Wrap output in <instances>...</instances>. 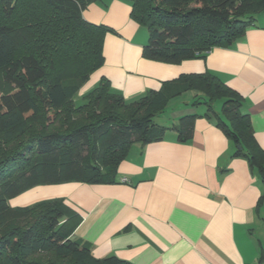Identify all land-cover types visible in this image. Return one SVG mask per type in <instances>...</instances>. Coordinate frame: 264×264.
I'll return each mask as SVG.
<instances>
[{"label": "trees", "instance_id": "obj_1", "mask_svg": "<svg viewBox=\"0 0 264 264\" xmlns=\"http://www.w3.org/2000/svg\"><path fill=\"white\" fill-rule=\"evenodd\" d=\"M96 1L0 0V264H128L97 259L73 239L81 217L64 199L16 208L9 201L38 186L115 185L134 145L160 143L169 131L188 143L199 115H185L172 128L155 120L189 92L203 97V118L215 122L233 157L246 158L264 184V151L242 98L214 73L181 75L134 100L106 78L82 93L104 65L105 39L114 32L84 19ZM127 1L132 20L148 31L143 57L169 65L229 48L264 13V0Z\"/></svg>", "mask_w": 264, "mask_h": 264}, {"label": "crops", "instance_id": "obj_2", "mask_svg": "<svg viewBox=\"0 0 264 264\" xmlns=\"http://www.w3.org/2000/svg\"><path fill=\"white\" fill-rule=\"evenodd\" d=\"M83 17L114 32L105 39L104 65L82 92L106 78L113 91L134 100L181 75L211 72L240 94L242 111L264 151V13L229 48H215L205 59L179 65L143 57L142 27L132 20L127 0H97ZM139 36L142 42H136ZM198 96L189 92L172 100L167 117H162L172 128L185 115H199L188 143H180L176 132L169 131L160 143L134 145L119 167L115 185H51L32 203L9 202L10 206L64 199L81 217L73 239L89 246L97 259L115 256L128 264H264V204L259 206L264 184L246 158L233 157L232 142L215 122L203 118L207 108L201 96V104H194ZM221 106L218 102L215 109L220 112Z\"/></svg>", "mask_w": 264, "mask_h": 264}, {"label": "rangeland", "instance_id": "obj_3", "mask_svg": "<svg viewBox=\"0 0 264 264\" xmlns=\"http://www.w3.org/2000/svg\"><path fill=\"white\" fill-rule=\"evenodd\" d=\"M142 31H143V37L142 38L144 39V42H146V44H147L148 43V39H149L148 31H147V29L145 27H142ZM143 39H141V36H139L138 38H136V42H142ZM93 78L94 77L91 76L90 84L93 83L92 82ZM82 93H84V92H82ZM77 101H78L77 102L78 104L82 103V100H77ZM168 113H169V108H168V110H166L165 114L161 115L160 117H158L155 120V123L157 125H160V126H164V125L166 126L167 125V120H165L162 117H167ZM50 187H53V186H50ZM49 189L50 188L47 187V186H41L38 191L36 189H30V190L25 191L21 195H19L17 198L10 199L9 202L10 203H18L19 201H24V202L30 204V203L33 202L31 200L39 199L42 196H44L43 194H45V193L47 194ZM28 200H30V201H28Z\"/></svg>", "mask_w": 264, "mask_h": 264}, {"label": "built area", "instance_id": "obj_4", "mask_svg": "<svg viewBox=\"0 0 264 264\" xmlns=\"http://www.w3.org/2000/svg\"><path fill=\"white\" fill-rule=\"evenodd\" d=\"M127 181V180H126Z\"/></svg>", "mask_w": 264, "mask_h": 264}]
</instances>
